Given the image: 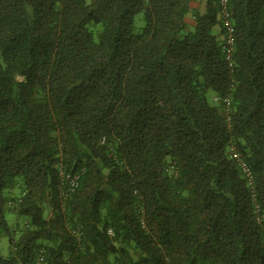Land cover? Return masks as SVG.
<instances>
[{
  "label": "trees",
  "instance_id": "trees-1",
  "mask_svg": "<svg viewBox=\"0 0 264 264\" xmlns=\"http://www.w3.org/2000/svg\"><path fill=\"white\" fill-rule=\"evenodd\" d=\"M191 1L0 0V264H264V0Z\"/></svg>",
  "mask_w": 264,
  "mask_h": 264
},
{
  "label": "built area",
  "instance_id": "built-area-1",
  "mask_svg": "<svg viewBox=\"0 0 264 264\" xmlns=\"http://www.w3.org/2000/svg\"><path fill=\"white\" fill-rule=\"evenodd\" d=\"M220 8H221V18L226 26V31H227V47H226V52H227V59H231L232 56V50H233V44H234V25L230 20V13L228 10V0H220ZM215 100H220L219 96H215ZM223 102L226 103L227 107L229 108L230 103H231V98L229 96H225L223 98ZM230 154L231 157H234L238 160V164L241 167V169L243 170V172L245 173V175L248 177V182L249 184H251L253 182V175H252V171L249 168L248 164L246 163V161L241 157L240 153L235 149L234 145H231L230 147ZM68 180H69V186L68 188H70L69 190H66L63 194L65 196H67L70 191H74L76 189V187L78 186V176H75L73 178H70L69 176ZM262 217L259 216L258 220L261 221ZM75 232V230H73ZM109 233L112 234L113 232L111 230H109ZM42 260V255H39V259L37 260V263H41ZM70 264V263H67Z\"/></svg>",
  "mask_w": 264,
  "mask_h": 264
},
{
  "label": "rangeland",
  "instance_id": "rangeland-1",
  "mask_svg": "<svg viewBox=\"0 0 264 264\" xmlns=\"http://www.w3.org/2000/svg\"><path fill=\"white\" fill-rule=\"evenodd\" d=\"M186 21L189 26L192 27L194 25V20L191 15H186ZM144 25V15L143 13H139L135 17V29L134 31H138ZM210 99L212 101V94L210 93ZM15 192L19 191L18 189H14ZM7 220L11 226H16L18 229L23 226L25 223V218L19 216L13 211H7L6 213ZM17 224V225H16ZM9 253V240L8 236L4 233H0V255H7Z\"/></svg>",
  "mask_w": 264,
  "mask_h": 264
},
{
  "label": "crops",
  "instance_id": "crops-1",
  "mask_svg": "<svg viewBox=\"0 0 264 264\" xmlns=\"http://www.w3.org/2000/svg\"><path fill=\"white\" fill-rule=\"evenodd\" d=\"M206 6H207V0H192L190 2V11L187 13V15L192 16L194 10H198L200 13H205ZM214 32L220 35L221 28L219 25L214 26ZM212 97H214V94H212Z\"/></svg>",
  "mask_w": 264,
  "mask_h": 264
}]
</instances>
